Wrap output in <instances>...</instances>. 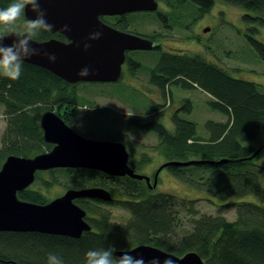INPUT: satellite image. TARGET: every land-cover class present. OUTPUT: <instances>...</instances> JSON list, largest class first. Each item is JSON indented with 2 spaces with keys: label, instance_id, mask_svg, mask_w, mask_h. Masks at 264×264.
Returning a JSON list of instances; mask_svg holds the SVG:
<instances>
[{
  "label": "trees",
  "instance_id": "16d2710c",
  "mask_svg": "<svg viewBox=\"0 0 264 264\" xmlns=\"http://www.w3.org/2000/svg\"><path fill=\"white\" fill-rule=\"evenodd\" d=\"M25 1L0 0V34L18 30L15 25L22 20L24 29L34 38H47L51 33L43 24L25 18ZM190 1L197 4L200 13L208 11L215 3V0ZM226 1L255 12L243 15L252 23V33L264 24V0ZM127 25L120 21L115 24L120 29H126ZM253 35L249 38L264 61V42ZM158 50V47L154 49ZM4 63L0 62V65ZM6 63L12 71H0V103L5 105L7 115L0 146V166L9 154L33 156L52 147L44 140L41 120L33 113V106L45 108L43 110L57 106L53 110L70 125L78 110V95L73 90L63 94L62 85L66 82L56 75L51 79L44 72L46 69L17 59ZM129 68L134 71L144 68V65L134 58ZM147 73L148 81L163 93L172 83L186 88L201 87L213 96L209 106L229 117L226 121L207 120L211 131L208 137L198 134L194 120L177 113L172 115L173 130L158 119H128L130 125L157 135V150L166 155V160L229 158L224 163L166 166L172 174L214 197H242L246 194L264 197V165L253 161L262 149L254 156L253 153L264 142L257 147L242 142L264 135V92L258 89V83L234 77L221 65L198 55L168 51H161ZM186 110L189 112L191 105ZM110 137L120 138L117 135ZM149 160L146 158L143 162L148 163ZM197 169H212L213 173L204 175ZM55 170H63V176L65 174L70 181L69 187L101 185L119 192L123 198L108 202L129 208L130 218L126 222L112 224V211L102 206L108 202L95 198L77 199L76 202L87 210L86 218L92 225L91 230L84 231L80 237L37 231H0V264H116L111 255L115 249L130 248L138 243H150L176 254L195 250L206 264H264L262 204L231 202L236 207L234 220L208 213L196 217L199 211L195 203L199 198L184 199L168 192L151 191L144 179L112 175L86 167H56L47 169V172L54 173ZM43 172L35 173L36 180L41 182V186L49 185L51 182L43 177ZM18 195L35 202L47 201L39 188L30 185Z\"/></svg>",
  "mask_w": 264,
  "mask_h": 264
},
{
  "label": "water",
  "instance_id": "95a60500",
  "mask_svg": "<svg viewBox=\"0 0 264 264\" xmlns=\"http://www.w3.org/2000/svg\"><path fill=\"white\" fill-rule=\"evenodd\" d=\"M157 0H26V19L43 24L51 32H61L69 42L57 37L34 38L27 30H9L0 34V62L25 61L54 71L70 82L117 81L127 50H150L153 40L122 30L101 19L133 11H153ZM207 26L205 30H208ZM43 137L53 148L33 156L9 154L0 166V231H37L80 237L91 230L87 210L77 198L112 200L104 186L69 187L47 202L22 199L18 192L36 179V172L56 167H86L112 175L144 179L151 188L158 183L162 168L169 165L224 163L229 158H189L164 161L151 176L129 164L130 152L122 140L87 136L67 123L53 109L40 118ZM263 147L260 146L256 154ZM264 205V201H263ZM116 264H206L195 250L183 254L163 250L150 243L117 248L111 254Z\"/></svg>",
  "mask_w": 264,
  "mask_h": 264
},
{
  "label": "rangeland",
  "instance_id": "374dc122",
  "mask_svg": "<svg viewBox=\"0 0 264 264\" xmlns=\"http://www.w3.org/2000/svg\"><path fill=\"white\" fill-rule=\"evenodd\" d=\"M164 21H160L153 11H133L127 16V28L146 35L157 36L159 51L135 50L130 56L140 60L144 68L132 71L125 66L121 78L113 82H85L77 87V117L73 126L81 132L97 137L119 136L126 143L131 152V159L137 171L153 176L158 167L167 159L163 152L157 150L158 137L154 132L130 125L127 121L136 117L142 120L158 119L168 129L173 130L172 115L194 120L197 123L198 134L208 137L211 133L207 127V120L226 121L228 115L209 106L211 94L201 87H183L172 83L167 92L148 81V68L155 64L161 51L198 55L224 67L232 76L247 79L258 83V89L264 92V61L250 40L253 36L264 42V24L258 26V31L252 33V23L244 19L245 13L255 12L234 5L226 0H215L214 5L200 13L197 4L193 1L179 3L177 0H163ZM113 19V17H112ZM166 19V20H165ZM17 26V27H16ZM208 30H205L206 27ZM23 31L24 22L21 20L15 25ZM0 71L9 73L7 63L0 65ZM45 105V104H41ZM53 105V104H52ZM191 105L188 112L186 107ZM49 107V106H48ZM57 109V106H51ZM33 113L40 118L43 109L33 106ZM7 115L5 105L0 103V146L3 132L6 128ZM245 144L259 146L264 142V135L254 140H242ZM36 153V152H35ZM150 158L148 163L143 159ZM254 163L264 165V146L261 152L253 158ZM195 166V164H192ZM204 175L213 173L212 169H197ZM63 170L49 173L44 170L43 177L49 185H42L34 181L31 187L42 191L47 200L60 195L70 186L68 177L63 176ZM151 189V188H150ZM154 192H168L184 199L199 198L195 207L199 217L203 213L224 215L229 220L236 218V207L231 202L251 201L263 205V196L256 194L242 197L225 196L214 197L206 191L193 188L182 179L176 177L164 167L159 172ZM115 197H122L119 193ZM112 211V224L128 221L131 216L129 208L118 203H103ZM180 231V230H179ZM174 239V238H173Z\"/></svg>",
  "mask_w": 264,
  "mask_h": 264
},
{
  "label": "flooded vegetation",
  "instance_id": "af4514ba",
  "mask_svg": "<svg viewBox=\"0 0 264 264\" xmlns=\"http://www.w3.org/2000/svg\"><path fill=\"white\" fill-rule=\"evenodd\" d=\"M158 1V8L156 9V10H153V12H156L157 13V16H158V18H159V20L160 21H164V14H165V12H164V9H162V7H165V2L163 1V0H157ZM168 1H170V0H168ZM128 13L129 12H126V13H124V14H117V15H103V16H101V19L102 20H104V22H107V23H109V24H111L112 26H114V27H117V26H115V24L117 23V22H125V23H127V24H130V23H128V21H126L127 20V16H128ZM112 17H113V19H112ZM166 20V19H165ZM118 28V27H117ZM120 29V28H119ZM122 29V28H121ZM122 30H130L131 31V29H128V28H126V29H122ZM49 32L51 33V35L50 36H48L47 38H49V37H52V36H54V37H57V38H59V39H62V40H64V41H68L69 42V37H67L65 34H63V33H61V32H51L50 30H49ZM131 32H135V33H140V32H137V31H131ZM140 34H142L143 36H146V37H148V38H150V39H152L153 40V43L155 44V47L153 48V49H150V50H153L154 51V49L156 48V47H158V49H159V42H157L156 41V38H157V36H155V35H146V34H143V32L142 33H140ZM136 50H140V49H136ZM160 50V49H159ZM158 50V51H159ZM133 51H135V50H133ZM133 51L132 50H127L125 53H126V58H125V61H124V63L122 64V70H123V72H122V75H123V73L125 72V69H126V67L127 66H129V63L132 61V59H134V57H132V56H130V53L132 52L133 53ZM164 51V50H163ZM131 53V54H132ZM7 62V61H6ZM5 62V63H6ZM34 65H36V64H34ZM39 66V65H38ZM126 66V67H125ZM41 67V66H40ZM42 68H44V67H42ZM44 69H46L44 72H46V74L48 75V77H50L51 79H54V76L56 75L57 77H59V75H57L56 73H54V71H52V70H50V69H47V68H44ZM121 75V76H122ZM56 77V78H57ZM121 78V77H120ZM59 79L61 80V81H63V82H66V84H64V85H62V93L63 94H66V93H69V92H71L72 90H73V92L74 93H76V94H78V90H77V87L80 85V84H82V83H85V82H113V81H85V80H81V81H76V82H70V81H67V80H65L64 78H62V77H59ZM75 88V89H74ZM57 90V89H56ZM77 117V114H76V116H75V118ZM74 119V118H73ZM72 127H74L73 126V124H72ZM75 128V127H74ZM78 130V129H77ZM79 131V130H78ZM81 132V131H80ZM81 133H83V134H85V135H87V136H91L90 134H87V133H84V132H81ZM92 137H95V136H92ZM97 137V136H96ZM97 138H107V137H97ZM110 139H114V138H110ZM117 140H121V139H117ZM123 141V140H122ZM52 144V147L51 148H53V142L51 143ZM50 148V149H51ZM263 148V147H262ZM130 152V151H129ZM130 155H131V152H130ZM155 173V172H154ZM154 176V175H153ZM153 176H151V182H153ZM147 183V182H146ZM148 185V184H147ZM149 186V185H148ZM69 187H67L66 189H68ZM149 188H151L150 186H149ZM156 188V187H155ZM65 189V190H66ZM151 189H154V188H151ZM58 196V195H57ZM81 198H86V197H81ZM52 199V198H51ZM77 199H80V198H77ZM76 199V200H77ZM50 200V199H49ZM48 200V201H49ZM45 202H47V201H45ZM78 203V202H77Z\"/></svg>",
  "mask_w": 264,
  "mask_h": 264
},
{
  "label": "bare ground",
  "instance_id": "6f19581e",
  "mask_svg": "<svg viewBox=\"0 0 264 264\" xmlns=\"http://www.w3.org/2000/svg\"><path fill=\"white\" fill-rule=\"evenodd\" d=\"M131 157H132V156L130 155V157H129V164H130L132 167H134V166H133L134 164L132 163L133 161H131V160H132ZM106 188H107V187H106ZM108 189H109V188H108ZM109 190L112 192V200H114V199H118V200H119V198H123V195L120 194L119 192H118V193H119L122 197H119V198H118V197H115V196H114V191H112L111 189H109ZM115 193H116L115 195L118 194L117 192H115ZM112 200H110V201H112ZM106 202H108V201H106ZM115 203H116V202H115ZM119 205H120V204H119ZM121 206H122V205H121Z\"/></svg>",
  "mask_w": 264,
  "mask_h": 264
},
{
  "label": "clouds",
  "instance_id": "9594fccd",
  "mask_svg": "<svg viewBox=\"0 0 264 264\" xmlns=\"http://www.w3.org/2000/svg\"><path fill=\"white\" fill-rule=\"evenodd\" d=\"M157 9V8H156Z\"/></svg>",
  "mask_w": 264,
  "mask_h": 264
}]
</instances>
